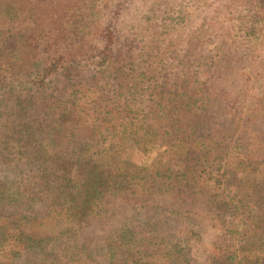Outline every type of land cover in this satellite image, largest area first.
I'll return each mask as SVG.
<instances>
[{
    "label": "trees",
    "instance_id": "obj_1",
    "mask_svg": "<svg viewBox=\"0 0 264 264\" xmlns=\"http://www.w3.org/2000/svg\"><path fill=\"white\" fill-rule=\"evenodd\" d=\"M263 32L264 0H0V264H264V99L235 110L250 73L228 48Z\"/></svg>",
    "mask_w": 264,
    "mask_h": 264
},
{
    "label": "rangeland",
    "instance_id": "obj_2",
    "mask_svg": "<svg viewBox=\"0 0 264 264\" xmlns=\"http://www.w3.org/2000/svg\"><path fill=\"white\" fill-rule=\"evenodd\" d=\"M18 4L27 6L28 0H16ZM229 49H233L234 53L238 55L240 58L243 57V62L245 66H247V71L250 73V78H244L241 87L244 88V91H241L238 96L231 97L230 101L232 104L236 107L235 110L239 113L242 114V116H247V112H249L253 106H255V102L257 101L258 98H263L262 92H261V83L262 80L264 79V32L260 35V38L258 40L253 41V39H249L247 41V44L244 46H237L235 44H232V42L229 43L228 46ZM76 72L74 71L73 73L70 74V77L73 78V81H75L76 78ZM84 78L80 81L83 83H87V78L89 76V72H84ZM70 79H65L63 76L58 75L56 76V80L54 81V84L51 88V93H54L55 95H61L63 96L65 92L70 90V85L72 84ZM68 85V86H67ZM152 90H149V87L146 86L144 90L145 99L143 102L140 103V107L144 110H149L150 109V101L148 100L150 98V92ZM11 100V106H15L16 104H19V102H22L21 105L18 107L19 110H23L22 112L25 111L28 103L25 102V97L22 96L21 94L18 95H12ZM24 101V102H23ZM241 109H239V108ZM31 110H28V115L30 117H35L36 114L39 112L35 111V109L30 108ZM236 130H237V137H240L242 134V122L239 121L237 123ZM243 141H234L230 147V152L235 151V148L237 149V153L243 154V149L241 148ZM125 154V159L129 162H132L135 167L138 162H140L143 159H146L149 157L151 154H142V153H135L130 148H127L124 151ZM140 165H142L140 163ZM139 165V171L144 172L146 169L145 167H142ZM2 195H0V199L2 200ZM151 200H155L158 203H167L169 200V194L168 193H153L150 195ZM0 200V202H1ZM33 203L30 204L32 209H35L40 202L35 199L32 201ZM193 210L191 212L190 218L191 221L199 226L206 227L209 221V217L212 213V208L213 205L207 202L203 201H197L194 203ZM28 212H31L29 209ZM63 231L64 235L57 241V247L60 249L67 250V248L73 243L74 240V224L73 223H65L63 224ZM185 240V239H184ZM175 243L178 246H183V238L177 237L174 239ZM9 245L11 246L10 239L7 233H5L0 226V246L3 247L4 249H8ZM6 257L3 258V261L1 264H8V260L4 261Z\"/></svg>",
    "mask_w": 264,
    "mask_h": 264
}]
</instances>
